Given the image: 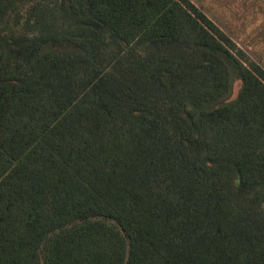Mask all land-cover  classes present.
<instances>
[{
  "label": "trees",
  "instance_id": "1",
  "mask_svg": "<svg viewBox=\"0 0 264 264\" xmlns=\"http://www.w3.org/2000/svg\"><path fill=\"white\" fill-rule=\"evenodd\" d=\"M0 264H264V69L191 0H0Z\"/></svg>",
  "mask_w": 264,
  "mask_h": 264
},
{
  "label": "rangeland",
  "instance_id": "2",
  "mask_svg": "<svg viewBox=\"0 0 264 264\" xmlns=\"http://www.w3.org/2000/svg\"><path fill=\"white\" fill-rule=\"evenodd\" d=\"M252 60L264 69V0H191ZM30 4L20 2L1 23L7 32H22L21 20ZM239 80L233 87L237 89Z\"/></svg>",
  "mask_w": 264,
  "mask_h": 264
}]
</instances>
